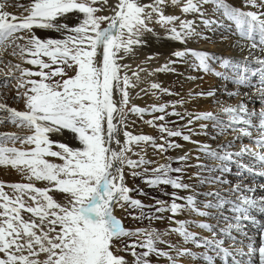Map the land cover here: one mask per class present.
Returning <instances> with one entry per match:
<instances>
[{"label": "snow or ice", "instance_id": "1", "mask_svg": "<svg viewBox=\"0 0 264 264\" xmlns=\"http://www.w3.org/2000/svg\"><path fill=\"white\" fill-rule=\"evenodd\" d=\"M105 9L109 15L98 14ZM188 14L197 16L211 31L223 29L221 43L229 36L235 37L230 46L241 51L248 49V55L234 60L215 52L184 47L171 52L174 59L155 71L175 73L171 65L185 63L192 57L194 70L222 77L236 86L232 91L220 89L227 97L236 98V103L225 104L215 99L217 89L209 88L195 94L190 92L188 99L193 95L212 97L213 103L219 105L217 111H177L186 102L183 97L146 108L132 104L131 91L138 88L140 77L132 71V77L136 78L133 83L128 75L130 65L124 61L137 58L138 50L147 48L149 34L160 39L156 26L163 30L166 39L176 42L210 39L196 30L194 20L181 18ZM71 16L77 22L70 25L65 21ZM37 30H51L60 35L41 37ZM158 55L149 53L140 64L146 65ZM24 64L37 66L38 70L23 67ZM217 64L223 71L216 70ZM10 80L16 81L13 99L21 102L23 109L0 102L3 114L0 124L11 123L27 133H0V165H11L30 182L7 185L13 196L4 191L5 185L0 182V264H158L161 258L168 264H179L180 257L196 258L189 249L173 245L165 238L166 233L152 224L164 219L157 214H176L186 208L201 216L217 214L197 209L195 195L178 197L175 191L163 193L171 196L170 204L156 197H150L154 204H144L132 198L130 192L145 196L147 193L139 187L130 189L125 183V168H139L140 171L129 174L143 177L151 187L163 184L187 190L193 186L184 183L182 175L189 167L200 169L193 176L201 185H231L228 189L217 187L196 195L213 197L202 202L204 208L217 209V218L234 223L219 230L220 239L207 223L199 226L212 232L211 238L186 231L184 221H177L179 226L171 231L179 233L184 242L211 249L224 264H254L257 257L258 264H264V222L255 215L264 214V195H256L257 188L264 193V183L244 182L248 176L264 177V0H244L243 9L226 0H115L114 3L30 0L26 6L0 0V87H10ZM148 90L153 96L157 93L179 96L158 83L149 84ZM143 91H136V96ZM246 100H258L260 107L250 108ZM157 112L160 115L144 123L160 133V143L157 137L134 135L128 130L135 123L129 119L130 113L143 119L145 113ZM169 116L177 120L169 121L166 119ZM200 121L210 122L213 140L229 130L233 135L216 148L194 141L192 135H209V123H198V131L192 127ZM171 123L177 126L172 128ZM65 132L74 143L51 138L63 137ZM175 137L195 144L197 151L214 163H201L197 156V164L190 165L189 153L185 152L166 157L168 162L157 167H147L154 161L146 159V148L161 154L182 149L183 145L172 139ZM243 138H248L253 146L241 142L237 147L235 142ZM9 142L13 146H8ZM17 143L20 148L15 146ZM133 146L139 151L133 152ZM129 153L139 158L133 160ZM172 162L180 166L173 168ZM232 164L238 169L235 184L224 178L232 171ZM33 180L45 186L36 187ZM222 191L232 195L224 196ZM53 192L59 193L62 200L57 201L50 194ZM24 195L32 205L26 206ZM177 199L185 200L186 204L176 203ZM225 207L231 216L223 215ZM116 209L137 210L132 219L142 224L146 221L147 225L125 228L114 214ZM22 211L30 215L24 218ZM168 219L171 221L172 217ZM244 222L257 230L258 244L256 237L245 232ZM233 231L242 238L238 240ZM126 237L137 240L126 244ZM225 239L231 241L228 247L224 246ZM160 244L167 245L168 250L158 247ZM119 251L128 252L132 261L118 255ZM202 256L208 264H213V256L207 253Z\"/></svg>", "mask_w": 264, "mask_h": 264}, {"label": "bare ground", "instance_id": "2", "mask_svg": "<svg viewBox=\"0 0 264 264\" xmlns=\"http://www.w3.org/2000/svg\"><path fill=\"white\" fill-rule=\"evenodd\" d=\"M12 2L13 3H19L21 5L26 6L29 4L30 0H12ZM110 2L114 3L115 0H110ZM226 2L232 6L242 8V9L244 8V0H226ZM13 11L20 12V11H22V9H13ZM103 11H104L103 12L104 15L110 14L109 11L106 9ZM176 14H179V12L177 11ZM70 18H72V19L70 20ZM70 18L66 20V22L69 21L68 24L71 25L72 22H74V23L77 22L75 16H71ZM184 18L194 20L196 30L198 32H201V34L203 36L209 37L210 39L209 40H203V39H199V38H190L187 41V43L185 44V43H181V42L172 41L171 39H166L164 32H157L158 35L160 36V39H156L151 34H149L146 37V39L148 41L147 48L138 50V51H141V53L139 52L137 57L142 56V55L146 54L147 52L158 53L160 55L161 60L166 58V60L164 61V65H165L169 59H174L173 57H171V52L178 50V49L182 50L184 47H188V48H192V49H196V50L215 52L217 55H223L225 57H229V58H232L234 60H240L243 56L248 55V49H244L243 51H241V49L239 47L232 48L230 46L232 44V42L234 41L235 37L229 36V38L226 42H224V43L220 42V36L222 34H224L223 29H217L216 31H211V30L205 28V26L199 21V18L193 14H188L187 16H184ZM36 34L38 36H41V37L51 35L54 38L59 37V35H60V34L55 35L50 30H37ZM5 59L6 60L12 59L13 63L17 62L15 59H13L11 57H6ZM135 59L136 58L125 59L124 63H127V64H128V62L133 63ZM193 59L194 58L189 57L185 63H179V64L171 65V67H174L176 69L175 73L170 72V71H159V72H157L154 70V68H153L154 63L151 61H149L148 64H146V65L140 64L139 65L140 68H144L147 70L146 71H136V69H133V71H136L138 73L140 80H139L138 88L135 91H131V96H132L131 101H133L136 104L146 106L148 104H154V103L158 104V103H160V100H166V102H168V101L176 100V99L183 97L186 102L183 105V107L178 106L176 109L177 111L183 112L185 109H187L188 111H205V110L217 111L219 109V105L213 103L212 97H195L193 95V98L191 100L188 99V94L190 92L195 94L196 92L207 91L209 88H216L217 93H216L215 99L222 100L225 102V104L236 103V98H229V97H227L226 94H224L223 92L220 91V89H224V88H226L228 91H232V90H235L236 86L233 85L231 82L224 81L222 77L218 78L213 74H204L202 71L194 70L191 67ZM22 66L31 68L32 65L24 64ZM32 67L34 68V66H32ZM215 67H216L217 71H223V69H221L218 64L215 65ZM136 68H138V66ZM149 72H151V75H149ZM128 75L130 77H132V72H130ZM193 78H195V79H193ZM132 81H133V83H135L136 78L132 77ZM8 83H9L10 87H8V88L0 87V102H4L10 107H16V108L21 107L23 109V104L21 102L13 99V96H14L15 91H16V89L14 87V85L16 84V81L10 80ZM151 83H158L161 85V87L169 89L172 93H179V96L165 95V94L157 93L158 98L157 97L155 98V96H153L151 94V91L148 90V85ZM140 89H144V91L141 92L139 97H137L136 91H139ZM242 91H249L250 92L251 90L250 89H243ZM246 103L248 104V106L250 108L255 107L258 109L260 107V103L258 100H246ZM168 111H171V108H169ZM0 115H3V114L0 113ZM131 118H133V117H131ZM167 118L168 119L172 118L175 121L177 120V117H175V116H169ZM179 123L183 124V123H185V121H180ZM198 123H209V125H210V129L208 131L209 135H207V136H205L203 134L192 135V137H191L192 140L199 141L201 143H207V144L211 145L212 148H216V145L218 143H221L224 140L230 139L233 135L231 130H229L227 133L224 134V136H220L217 139L213 140V139H211V136L213 135V131L211 129L210 122H205V121L197 122L196 124H194L192 126L194 128V130H196V131H198V127H197ZM173 125L175 127L177 126L175 123H173ZM0 133H3V131L0 130ZM201 137H203V139ZM121 139H122V136H121ZM243 140L245 141L244 144H247L250 147L253 146L252 142L248 138H243ZM68 143L71 144V143H74V141H69ZM176 143L183 145V147H182V149L171 150V156L172 157H176L178 155H182L183 153L187 152V153H189L188 164H190V165L197 164V160L195 159V157H197V156H200V162L201 163H205V164L214 163V161L206 158L203 155V153L198 152L195 144L185 142L182 139L177 140ZM235 143H236V146L238 147L241 142H240V140H238ZM17 146H18V144H16V147ZM19 148H20V146H19ZM208 160H210V162H208ZM4 168H5L4 165L3 166L0 165V174H3L2 170ZM8 168L11 169V171H10L11 175H9V176H11V179L16 180L18 177L19 171H17L16 169H13L11 167V165L10 166L8 165ZM194 170H197L196 172L200 171V169H198L196 167H189L185 170V172L188 174H191ZM204 174H207V173H204ZM2 176L3 175H0L1 179H2ZM1 179H0V181H1ZM225 179L231 181L232 177H225ZM248 180H250L249 176H248ZM247 182L250 185L255 184V183H250L249 181H247ZM247 182H245V183H247ZM12 183H14V181ZM256 185H259V184H256ZM217 187H219V186L216 185L214 188L212 186H210L209 188H211V189H209L207 191L213 190ZM230 187L231 186L228 185V186H224L223 188L228 189ZM196 193H203V190H201V191L192 190V192L182 190V191H180V197L195 195V202H196V200L199 199V197L201 196V195H196ZM226 194H227V192L225 191L224 196H226ZM261 194L264 195V193H261ZM209 199H214V198L213 197L208 198L207 200H209ZM180 200H182V199H180ZM210 212L216 213L217 217L219 216V210H217V209H211ZM223 215L224 216H231L232 214L228 210V208L225 207L223 209ZM255 215H256L257 220L263 222V220H264L263 214L255 213ZM219 219H222V218H219ZM244 230H245V232L252 233V235H248L251 237L252 236L255 237V234H257V230L248 222H244ZM236 237H238V236H236ZM239 239H241L240 236H239L238 240ZM246 242L247 241H245V243ZM230 244H231V241L229 240V242L226 244L225 247H228ZM245 251H246V248H245ZM242 258L246 259L247 257H242ZM254 264H258V257L256 258V260H254Z\"/></svg>", "mask_w": 264, "mask_h": 264}, {"label": "rangeland", "instance_id": "3", "mask_svg": "<svg viewBox=\"0 0 264 264\" xmlns=\"http://www.w3.org/2000/svg\"><path fill=\"white\" fill-rule=\"evenodd\" d=\"M103 12L104 11L102 10L98 14L104 15ZM181 18H184V16L182 15ZM71 19L72 18H70V20ZM68 22H66V23H68ZM72 24H74V22H72ZM156 28H157V32H163V30L160 29L159 26H156ZM51 32L54 33L55 35H57V34L59 35V33H56V32H53V31H51ZM49 36H51V35H49ZM139 52L141 53V51H138V53ZM138 53H137V55H138ZM149 53H154V52H147L146 54H144L142 56H138L134 60L133 63L128 62V64L130 65V70H129L128 74L130 72H132L133 69H136V71H141L140 67L139 68H136V67L138 65H140L141 59H143V57L147 56ZM42 58L43 59H47L45 57H42ZM165 60H166V58L161 60L160 59V55L156 59L152 60L151 62L154 63V67H153L154 70L158 69L162 65H164V61ZM31 68L33 69V71L34 70L35 71L38 70L37 66H34V68L31 66ZM157 72H159V71H157ZM157 96H158V94H157ZM157 96H155V98ZM131 103L132 104H136L133 101H131ZM160 103H166V100H160ZM136 105H138L139 107H142V108H146V107H149L152 104H148L146 106L139 105V104H136ZM130 106L131 105H129V107ZM17 108L20 109L21 107H17ZM21 110H22V108H21ZM156 115H160V113H158V112L157 113H152L151 115H149L148 113H145L144 116H143V119H140V117L136 116L135 114L130 113L129 114V119L131 121H134L135 123L132 124L129 127L128 130L131 131L134 135L147 134V135H151V136L157 137V143H160L161 141L158 138V136H160V133L155 128H153V127L149 126L148 124L144 123V121L152 119L153 116H156ZM131 117H133V118H131ZM166 119L170 120V121H175L172 118L171 119L166 118ZM157 123H160V122L157 121ZM0 126H1L0 130H2L3 133H18V134L27 133L26 129L17 128L15 125H13L11 123L0 124ZM169 126L172 127V128H175L173 123L169 124ZM209 129H210V125L208 127V131H209ZM51 138L52 139H54V138L55 139H60L61 138L65 142L72 141L71 140V136H70V134L68 132H65L64 137L54 136V137H51ZM201 138L203 139V137H201ZM172 139L177 141V140H180L181 138L175 137V138H172ZM240 142H242L243 144L245 143L244 140H242ZM8 146H13V145L11 144V142H9ZM19 146L20 145L18 144L17 147L19 148ZM137 151H139V149L136 148L135 146H133V152H137ZM144 154H145L146 159H151V160L154 161L153 164L147 165V167H149V168L157 167L161 163H167L168 161L166 160V157H172L171 156V150L170 151L168 150V151H166V152L161 154V153H158V152H154L150 147L146 148ZM127 155L129 156V158H131L133 160H136V159L139 158L137 155H134V154L132 155V153H129ZM49 159L53 160V162H56V163L60 162V161L56 160L55 158H49ZM208 162H210V160H208ZM171 166L173 168H176V167H179L180 165L177 164L176 162H172ZM4 167L5 168L2 170L3 174H0V175H3L2 179L0 177V179H1L0 182H3V184L5 185L4 191L7 192L9 194V196H13V190L11 188H9L7 185H9L10 183L12 184L13 181H14V183H28L30 181L25 176H22V174H20V172H19L18 177H17L16 180L15 179L14 180L11 179V176H9V175H11V172H10L11 169L8 168V165H4ZM231 169H232V171L230 173H228V174H225V177H232L231 182H232V184H235L236 183L235 175H236V172L238 171V169L235 166V164L231 165ZM132 171H140V169L139 168H137V169L125 168V183L127 184V186L130 189L139 187V188L143 189L144 192L147 193V195L145 196V195H140L136 191H132V192H130V196L132 198L139 199L144 204H154V200L150 199V197H156V198H158L160 200H163L166 203L170 204L172 202L171 201V196L170 195H164L163 193H169L170 194L173 191H175L177 196L180 197V191H182V190L173 189L170 185H163V184H161V185H159L157 187H151V186H149L148 184H146L144 182V178L143 177H140V176L133 177L132 175H130L129 173L132 172ZM196 171L197 170H194L191 174H188L186 172L183 173L182 181L184 183H188V184L193 186L192 188L187 189L186 191H191L192 192V190H196V191L203 190V193H204V192H207V190L211 189V188H209L210 186H212L213 188L216 186V185L207 184V183L202 184V185L197 183L198 182L197 178L195 176H193V173H196ZM170 175L177 176L179 174L170 173ZM204 175H207V174H204ZM249 177H250V180H248V178H246L245 182L249 181L250 183H255V185L256 184H261L262 182L264 183V177H258V176L254 177V178L251 177V176H249ZM31 182H34L36 187H44L45 186L43 182L34 181V180L31 181ZM247 184H249V183L247 182ZM224 186H228V184L223 185V186H219V187L223 188ZM229 186H231V185H229ZM261 193L262 192H260V190L257 188L256 195L257 196L262 195ZM50 194H52L57 201H61L62 200V197H61V195L59 193L53 192V193H50ZM221 194L225 195V191H222ZM230 195H232V194L227 192L226 196H230ZM208 198H212V197H206L204 195H201L199 197V199L196 200L195 207L197 209H199L200 211H208V212H210L211 209H205L204 205L202 203L203 201L207 200ZM22 199L25 201L26 206L32 205V201L29 199V197L27 195L22 196ZM176 203H178V204H186V201L177 199ZM125 208H127V206H125ZM145 210L147 211V209H145ZM133 212L138 214V211L137 210H133V209H127L126 211L125 210H121V209H116L114 211L115 215L122 220L123 226L125 228L134 229V228H137V227L146 226L147 225L146 221L142 224L139 221H134L132 219ZM21 215H22V217L27 218V216L30 215V214H26V213H24L22 211ZM157 215H163L164 219L163 220L154 221L153 224H152V227L160 230L161 232H165L166 233V237L165 238L168 241H170L173 245H179L181 247L187 248L192 253L196 254V258H193L192 256L180 257L179 258V264H208V262L203 259L202 254H204V253H207L208 255L214 257L213 264H224V261L219 256H216V254L211 249H205L203 246H197V245H195V244H193L191 242H184L183 237L179 233L171 231V229H174V228L179 226L176 223L177 221H184L185 222L184 227H185L186 231L195 233V234H197L198 237L211 238L212 237V232H210L209 230L204 229V228L199 226L201 223H207V224H210V225L213 226V231L216 232L217 238L220 239L222 237H221V233H220L219 230L221 228H226L227 224L234 223V221L219 219V218H217V216H201V215L197 214V212L191 211L188 208H186L185 210H183V211H181L179 213H176V214H172L170 212H165L163 214H157ZM169 216L172 217L171 221H169V219H168ZM263 219H264V214H263ZM263 222H264V220H263ZM246 233H247V235H252V233H250V232H246ZM232 234L234 236H238L237 239L239 238V236H240V238H242L241 234L236 233L235 231H233ZM249 237H251V236H249ZM255 237H256L257 244H258V242H259L258 233L255 234ZM140 239H142V238H140ZM134 240H137V238L136 237H131V238H127L126 237V238H124V242L126 244L127 243H131ZM228 242H229V240L225 239L224 246H226V244ZM158 247H160L162 249H165V250H168L167 249V245H165V244H160V245H158ZM129 251H130V249H129ZM136 251L139 252V251H141V249L138 247L136 249ZM117 254L125 256V258L129 262L132 261V257H131V255H129L128 252L119 251V252H117ZM152 259L155 261V257H152ZM237 259H242V257L237 256ZM228 260L231 261V257H228ZM158 264H168V262L164 258H161L160 261L158 262Z\"/></svg>", "mask_w": 264, "mask_h": 264}]
</instances>
